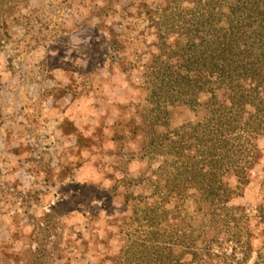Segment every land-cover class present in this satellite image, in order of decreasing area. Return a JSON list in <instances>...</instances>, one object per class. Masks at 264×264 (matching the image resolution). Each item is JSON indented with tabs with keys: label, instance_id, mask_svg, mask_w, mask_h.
Masks as SVG:
<instances>
[{
	"label": "rangeland",
	"instance_id": "1",
	"mask_svg": "<svg viewBox=\"0 0 264 264\" xmlns=\"http://www.w3.org/2000/svg\"><path fill=\"white\" fill-rule=\"evenodd\" d=\"M165 1L14 0L2 17L0 264H136L145 216L167 232L205 221L191 192L168 197L162 152L148 153L195 119L171 106L166 126L148 83ZM257 145L229 203L251 234L242 264L264 255V137Z\"/></svg>",
	"mask_w": 264,
	"mask_h": 264
},
{
	"label": "trees",
	"instance_id": "2",
	"mask_svg": "<svg viewBox=\"0 0 264 264\" xmlns=\"http://www.w3.org/2000/svg\"><path fill=\"white\" fill-rule=\"evenodd\" d=\"M13 3L0 0V37L2 17ZM164 4L156 24L163 28L159 54L148 67L152 98L162 100L166 126L171 106L188 108L195 119L174 130L176 138L166 133V144L153 142L148 153L162 152L158 171L168 197L191 192L195 212L205 221L167 232L162 216H145L144 240L131 258L136 264H242L251 234L229 203L249 182L264 137V0ZM258 214L264 225V199ZM254 264H264L261 251Z\"/></svg>",
	"mask_w": 264,
	"mask_h": 264
}]
</instances>
